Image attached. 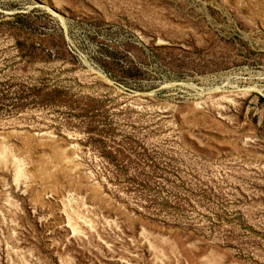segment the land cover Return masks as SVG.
<instances>
[{
    "label": "rangeland",
    "instance_id": "rangeland-1",
    "mask_svg": "<svg viewBox=\"0 0 264 264\" xmlns=\"http://www.w3.org/2000/svg\"><path fill=\"white\" fill-rule=\"evenodd\" d=\"M0 264H264V0H0Z\"/></svg>",
    "mask_w": 264,
    "mask_h": 264
}]
</instances>
